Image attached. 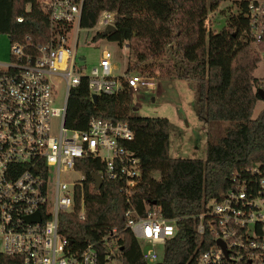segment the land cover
<instances>
[{
  "label": "trees",
  "instance_id": "obj_1",
  "mask_svg": "<svg viewBox=\"0 0 264 264\" xmlns=\"http://www.w3.org/2000/svg\"><path fill=\"white\" fill-rule=\"evenodd\" d=\"M222 1H83L80 27L95 26L102 10L115 12L114 28L108 33L98 31L93 38L102 36L120 45L126 43L125 70L195 80L198 119L208 124L228 120L229 124L219 135L207 127L204 158L173 156L169 150V119L133 113L131 90L125 79L116 93L101 92L93 100L88 79L82 76L69 88L64 124L82 129L93 117L127 120L134 135L124 144L140 159L142 174L127 200L120 190L121 178L104 174L101 186L96 188L90 172L101 171L102 164L95 158L86 159L84 218L79 217L80 196L74 211L60 213V231L74 247L107 236L110 243H116L114 257L121 264H192L210 238L208 233L196 231L194 215L226 191L236 169L258 163L264 171V107L252 117L260 97L255 89L258 79L253 74L260 57L251 47L256 42L264 49V31L256 40L248 17V0H232L235 8L226 14L224 22L206 27L208 13ZM70 30L69 24L51 21L35 0H0V33L8 35L10 44H45L54 31L65 33L69 39ZM128 207L140 214L154 207L163 216L177 218L176 231L164 242L159 260L150 263L142 257L137 238L125 224L123 213ZM112 228L116 232L111 236ZM96 247L98 264H105L104 253L109 246L98 242ZM14 263V257L0 254V264Z\"/></svg>",
  "mask_w": 264,
  "mask_h": 264
},
{
  "label": "built area",
  "instance_id": "obj_2",
  "mask_svg": "<svg viewBox=\"0 0 264 264\" xmlns=\"http://www.w3.org/2000/svg\"><path fill=\"white\" fill-rule=\"evenodd\" d=\"M83 1L36 0V5L54 23L75 27L77 34ZM248 8L258 40L264 31V2L248 0ZM114 16V11L102 10L97 23L113 24ZM10 52V62H0V254L14 257V264H98L96 243L102 242L109 246L105 260L111 259L117 247L107 236L74 247L60 231V213L74 211L80 196L79 217L84 218L87 158L102 164L95 171L102 181L104 174L121 178L120 190L129 200L142 174L140 159L124 144L133 138V129L127 120L100 116L91 118L86 128L67 127L68 91L82 76L90 94L116 93L122 79L131 91H147L156 88L155 76L127 70L115 75L108 49L85 73L76 65L75 46L65 33L55 31L48 43L25 47L14 42ZM55 79L66 85L61 105L56 104ZM70 171L79 177L61 178ZM230 178L226 191L194 215L196 231L210 238L192 264H264V171L254 163L236 169ZM123 214L142 257L150 263L159 260L156 247L175 233L177 218L154 207L144 214L128 207ZM115 232L112 228L110 235Z\"/></svg>",
  "mask_w": 264,
  "mask_h": 264
},
{
  "label": "rangeland",
  "instance_id": "obj_3",
  "mask_svg": "<svg viewBox=\"0 0 264 264\" xmlns=\"http://www.w3.org/2000/svg\"><path fill=\"white\" fill-rule=\"evenodd\" d=\"M260 1L264 2V0ZM234 8L232 0L220 2L218 8L210 11L205 18L206 27L221 25L226 14ZM104 28V25L96 23L90 28L80 27L77 34L75 27L69 31V41L75 46L76 65L83 67L85 73H89L91 67L97 64L102 50L108 49L112 52L113 73L121 75L126 67L127 44L120 45L117 41L108 40L102 36L93 38L96 32L103 31ZM10 46L8 35L0 33V62H10ZM251 47L260 57V61L253 70L254 76L258 79L255 89H264V49L259 48L256 42H253ZM155 80V89L131 91V111L139 115L170 118L169 150L171 155L204 158L207 127H212L215 134L219 135L223 133L224 127L229 124V121L219 120L208 124L206 121L198 119L195 80L169 77H155ZM55 84L56 104L61 105L64 101L66 85L57 79H55ZM263 107L264 98L260 96L252 110V117H255ZM53 123L54 126H58V118H54ZM154 174L157 175L156 172ZM79 175V172H62L61 178L71 181L78 178ZM156 248L161 258L163 247L158 245ZM105 264H121V262L113 256L111 259L105 260Z\"/></svg>",
  "mask_w": 264,
  "mask_h": 264
},
{
  "label": "water",
  "instance_id": "obj_4",
  "mask_svg": "<svg viewBox=\"0 0 264 264\" xmlns=\"http://www.w3.org/2000/svg\"><path fill=\"white\" fill-rule=\"evenodd\" d=\"M113 28H114V24L109 23V24H107V25L105 26V28H104L103 31H104L105 33H108V32H109L110 30H112ZM258 93H259V95H260L262 98H264V89L259 88V89H258ZM91 97H92L93 100H95L96 97H97V94H96V93H92V94H91ZM90 174H91V176H92V178H93V182H94L95 187H96V188H99V187L101 186V184H102V176H101V174L98 173V172H95V171H91ZM37 218H38V214L36 213V219H37ZM218 242H219L221 245H224V243L221 242L220 240H218Z\"/></svg>",
  "mask_w": 264,
  "mask_h": 264
},
{
  "label": "crops",
  "instance_id": "obj_5",
  "mask_svg": "<svg viewBox=\"0 0 264 264\" xmlns=\"http://www.w3.org/2000/svg\"><path fill=\"white\" fill-rule=\"evenodd\" d=\"M168 119H169V122H170L171 121L170 118H168ZM206 139H207V135H206ZM205 143H206V141H205Z\"/></svg>",
  "mask_w": 264,
  "mask_h": 264
}]
</instances>
